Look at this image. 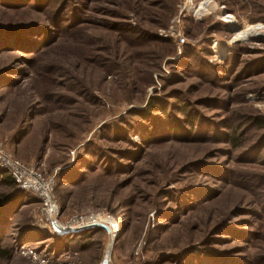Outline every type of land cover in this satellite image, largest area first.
<instances>
[{"label":"rangeland","instance_id":"1","mask_svg":"<svg viewBox=\"0 0 264 264\" xmlns=\"http://www.w3.org/2000/svg\"><path fill=\"white\" fill-rule=\"evenodd\" d=\"M203 1L0 0V143L57 206L0 180V264H264V0Z\"/></svg>","mask_w":264,"mask_h":264},{"label":"built area","instance_id":"2","mask_svg":"<svg viewBox=\"0 0 264 264\" xmlns=\"http://www.w3.org/2000/svg\"><path fill=\"white\" fill-rule=\"evenodd\" d=\"M0 165L7 167L9 173L14 178L16 183L24 189L30 190L35 194L43 197L45 200V205L48 207L49 213L47 214L48 220L51 221L54 209L57 206L52 197L53 190V179L45 180L42 173L38 169V166L31 165L27 166L19 162L18 160L6 155L0 143ZM91 219V218H89ZM52 222V221H51ZM130 264H137L131 262Z\"/></svg>","mask_w":264,"mask_h":264},{"label":"bare ground","instance_id":"3","mask_svg":"<svg viewBox=\"0 0 264 264\" xmlns=\"http://www.w3.org/2000/svg\"><path fill=\"white\" fill-rule=\"evenodd\" d=\"M211 7H213L212 1L211 0H205V1H203V3H200V10H198L196 12L198 13V15H201V14H203V11H206L208 8H211ZM223 16L226 17L228 19V21L234 20L233 16L231 14L225 13ZM260 34H264V26L262 24H256V25L248 24V25H245L242 29H240L235 34V38L236 39H247L251 36H255V35L258 36ZM114 232H115V229H114L113 233Z\"/></svg>","mask_w":264,"mask_h":264},{"label":"trees","instance_id":"4","mask_svg":"<svg viewBox=\"0 0 264 264\" xmlns=\"http://www.w3.org/2000/svg\"><path fill=\"white\" fill-rule=\"evenodd\" d=\"M237 143V140H234V144ZM0 180H1V183H6L7 185H13V186H16L17 183L16 181L14 180V178L11 176L10 173L7 172V170H1L0 169ZM9 196L7 195H2L0 196V206L2 205V203H4L5 200L8 199ZM7 256V251L6 249H4L2 246H1V243H0V258H3V257H6Z\"/></svg>","mask_w":264,"mask_h":264},{"label":"water","instance_id":"5","mask_svg":"<svg viewBox=\"0 0 264 264\" xmlns=\"http://www.w3.org/2000/svg\"><path fill=\"white\" fill-rule=\"evenodd\" d=\"M91 226H93V225H91ZM94 226H100V227L107 228L106 225H104V224H100V223L94 224ZM107 261H108V260L105 259L104 262H103V264H107V263H108Z\"/></svg>","mask_w":264,"mask_h":264}]
</instances>
